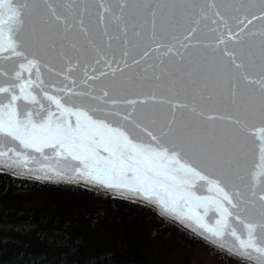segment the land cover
Returning a JSON list of instances; mask_svg holds the SVG:
<instances>
[{
    "label": "snow or ice",
    "instance_id": "snow-or-ice-1",
    "mask_svg": "<svg viewBox=\"0 0 264 264\" xmlns=\"http://www.w3.org/2000/svg\"><path fill=\"white\" fill-rule=\"evenodd\" d=\"M116 7L118 12L110 0H95L93 24L88 0H0V167L143 199L209 244L264 264V0L258 6L253 0H121ZM144 15L152 18V41L170 39L175 43L158 47L179 57V77L161 83L156 75L155 87L190 95L191 106L155 94L129 99L131 87L117 81L112 42L123 34L120 54L127 66L129 48L138 47L128 31L139 39L136 20ZM202 26L213 41L204 45L212 52L208 66L230 93L225 107L232 115H208L197 107L213 99L204 95L207 73L202 83L183 80L179 65L191 46L185 41L196 39ZM181 29L183 39L176 35ZM176 43L185 52L174 51ZM99 66L112 68V76L95 75ZM150 102L167 103L171 119L147 111ZM178 109H189L187 121L183 113L177 119ZM217 120L230 127L204 130L205 122ZM250 138L251 169L245 163ZM62 162H71V175Z\"/></svg>",
    "mask_w": 264,
    "mask_h": 264
},
{
    "label": "trees",
    "instance_id": "trees-1",
    "mask_svg": "<svg viewBox=\"0 0 264 264\" xmlns=\"http://www.w3.org/2000/svg\"><path fill=\"white\" fill-rule=\"evenodd\" d=\"M197 243L146 206L0 173V264H196Z\"/></svg>",
    "mask_w": 264,
    "mask_h": 264
},
{
    "label": "water",
    "instance_id": "water-1",
    "mask_svg": "<svg viewBox=\"0 0 264 264\" xmlns=\"http://www.w3.org/2000/svg\"><path fill=\"white\" fill-rule=\"evenodd\" d=\"M60 3L68 4L73 2V0H59ZM91 11H92V23L96 24V8H95V0H88ZM111 5L115 11H119L116 7L121 0H110ZM127 2L135 3H147L149 0H127ZM153 4L156 3H165L167 0H151ZM180 3L186 2V0H178ZM201 3L207 2L211 3L212 0H200ZM219 2V0H217ZM254 3L258 6V0H253ZM85 24H89V19L85 18ZM137 30L141 32V36L138 39L134 35V30L130 27L128 31L127 39L130 42L137 43L138 47L129 48V55L126 58L125 66V58L121 57V52L123 51L122 41L124 39L123 34H121L120 41H113V49L116 50V59L119 63H113L112 68L116 69V79L118 82L124 84L125 87H131L132 90L125 93L127 98L129 99H145L150 95L155 94L157 100L163 96L165 99H170L173 103L176 104H189L191 106V97L190 95H176L174 93L168 92L166 89H161L155 87L156 81L153 79L156 75H161V83H167L173 78L179 77L178 72V65L177 62L179 61V57L175 55H171L168 53L166 47H158L161 44H172L175 43L170 39H165L161 41L159 38L156 39L155 42L152 41V18L150 15H144L143 17L136 20ZM160 27V20L159 17L157 18V31H159ZM254 27L256 30H260L262 27L261 22L254 21ZM97 32H102L103 29L97 25L96 29ZM111 31V29H110ZM176 35L179 39H183L187 33L181 29ZM189 43L191 46L185 52V49L180 48L179 44L176 43V48L174 51L178 50L180 52H185V58L182 65H179L180 68L184 70V81L190 80H201L204 74H208L210 76L209 80V87L205 89L204 95L207 97L209 95L212 96V100L208 101H198L197 107H203L208 115H232L234 114L230 108H226L230 102V93L226 92L222 81H218L215 73L212 72L211 68L208 66L210 64V57L212 56V52L210 49L204 47L205 44L212 43L211 34L205 35V32L202 30L198 31L197 38L192 39L189 41H185ZM148 51V56H144V52ZM111 59V56L109 57ZM136 61L137 63H134ZM112 68H108L107 66H99L98 71L95 75H99L100 71H105L108 73V76H112ZM89 74H93L91 68L89 69ZM253 75H257L254 73ZM203 81L201 80V83ZM143 85V87H141ZM139 93V95H137ZM238 100H239V92H238ZM147 111L150 113H155L159 119L162 120H169L171 119V109L170 106L160 103H149L147 105ZM181 113H183L184 119L187 121L190 112L189 109H178L177 110V119L179 120L181 117ZM257 126H259L257 124ZM230 126L223 121H214V122H205L203 128L206 131H213L220 132L222 130L228 129ZM252 139L250 138L247 144V154L245 156V163L249 169H251L254 160L255 154L251 151L252 148ZM54 163V162H53ZM63 170L68 171L69 175L72 174V167L71 162H62L60 166ZM0 173H4L10 175L17 179H24L35 182L39 185H69V186H77L87 189L89 191L95 192L100 195H104L111 198H117L124 201H129L132 203L140 204L143 206L148 207L153 212H155L159 217L164 219L165 221L173 224L175 227L179 228L181 231L191 235L195 239L199 240L200 242L208 245L209 247L223 253L224 255L236 259L245 264H253V261L247 258H241L240 256L233 255L231 252L227 251L225 248L217 247L215 244H209L208 240L204 239L203 237L197 235L193 232L190 228L185 227L184 224L179 223L177 220L172 219L166 215H162L160 210L155 207V205L148 203L147 201L139 198H133L131 196L125 197L117 194L115 191L103 187L101 185L90 184L84 181H74V180H67V179H58V178H41L40 176L36 175L35 173H30L27 170H17V169H9L7 167H0ZM209 221L211 222L214 219L213 214L209 215ZM234 226L237 232L241 235H244L245 230L243 226L239 223L233 221ZM228 243L234 244L235 241L231 237L226 238ZM264 243V240L260 241Z\"/></svg>",
    "mask_w": 264,
    "mask_h": 264
},
{
    "label": "rangeland",
    "instance_id": "rangeland-1",
    "mask_svg": "<svg viewBox=\"0 0 264 264\" xmlns=\"http://www.w3.org/2000/svg\"><path fill=\"white\" fill-rule=\"evenodd\" d=\"M193 255L195 257L196 264H245L224 255L200 241L195 245Z\"/></svg>",
    "mask_w": 264,
    "mask_h": 264
}]
</instances>
